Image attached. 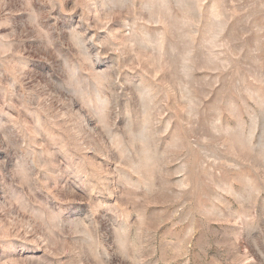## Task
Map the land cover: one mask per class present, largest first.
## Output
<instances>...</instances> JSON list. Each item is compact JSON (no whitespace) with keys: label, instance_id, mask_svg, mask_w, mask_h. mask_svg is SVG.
<instances>
[{"label":"rangeland","instance_id":"1","mask_svg":"<svg viewBox=\"0 0 264 264\" xmlns=\"http://www.w3.org/2000/svg\"><path fill=\"white\" fill-rule=\"evenodd\" d=\"M0 264H264V0H0Z\"/></svg>","mask_w":264,"mask_h":264}]
</instances>
